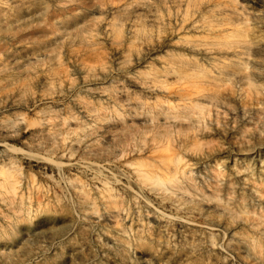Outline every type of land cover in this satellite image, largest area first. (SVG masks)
I'll list each match as a JSON object with an SVG mask.
<instances>
[{
    "label": "rangeland",
    "instance_id": "obj_1",
    "mask_svg": "<svg viewBox=\"0 0 264 264\" xmlns=\"http://www.w3.org/2000/svg\"><path fill=\"white\" fill-rule=\"evenodd\" d=\"M3 170L0 264H264V0H0Z\"/></svg>",
    "mask_w": 264,
    "mask_h": 264
},
{
    "label": "bare ground",
    "instance_id": "obj_2",
    "mask_svg": "<svg viewBox=\"0 0 264 264\" xmlns=\"http://www.w3.org/2000/svg\"><path fill=\"white\" fill-rule=\"evenodd\" d=\"M242 17V16H241ZM155 105H151L149 107V111L152 114L151 116V121L149 123L145 124L146 133H149L151 135L152 142L154 144V148L158 149V151L166 150V151H176L175 155V161L177 166H179V170L176 174H173L170 178H166L164 174L159 175L155 170H145L143 171L141 177L144 180L147 181H153V183L157 186L165 187L168 185L171 186H177L181 187V185L185 182L184 180L180 182V178L184 176L185 179H190L191 177L187 175V170L185 168V159L184 156L180 155L182 152L181 148H178L175 143L178 144L179 140H182V136L189 137L191 133H196L198 132V126L195 124L197 121L193 120L194 113L187 111V112H178L175 111L174 109L171 110H156ZM162 113H165L166 117L172 120H175V125L178 126L177 128H172L174 126V123L172 125L168 126H162L160 125V115ZM184 119L189 121L187 124L184 123ZM200 121V120H198ZM127 127H123L121 129V132H124L123 130ZM139 128V127H138ZM136 129V128H134ZM140 129V128H139ZM145 134V133H143ZM196 137V136H195ZM194 138H191L190 140L192 141V146L197 148L201 147L202 143L200 140H197ZM123 138H118L116 140V143H121ZM146 140V139H145ZM145 140H143L145 142ZM137 145H139L137 143ZM0 174L3 175L4 177L0 179V186L5 189L6 192H11L16 195V189H17V183L18 180L16 177L5 170L0 171ZM177 176V177H176ZM114 189L112 187L108 188V191L112 192ZM109 201V200H108Z\"/></svg>",
    "mask_w": 264,
    "mask_h": 264
}]
</instances>
